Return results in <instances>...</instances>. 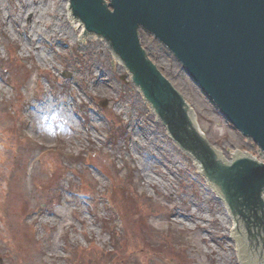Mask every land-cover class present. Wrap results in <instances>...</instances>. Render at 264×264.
<instances>
[{
  "label": "rangeland",
  "instance_id": "374dc122",
  "mask_svg": "<svg viewBox=\"0 0 264 264\" xmlns=\"http://www.w3.org/2000/svg\"><path fill=\"white\" fill-rule=\"evenodd\" d=\"M65 1L0 0L3 264H241L225 203L108 43L74 31ZM34 6L44 7L41 22L27 12ZM142 33L226 160L261 156Z\"/></svg>",
  "mask_w": 264,
  "mask_h": 264
},
{
  "label": "water",
  "instance_id": "95a60500",
  "mask_svg": "<svg viewBox=\"0 0 264 264\" xmlns=\"http://www.w3.org/2000/svg\"><path fill=\"white\" fill-rule=\"evenodd\" d=\"M70 8L85 25L81 37L108 43L170 137L224 199L241 264H264V159L240 150L226 160L141 41L147 32L171 51L264 158V0H70Z\"/></svg>",
  "mask_w": 264,
  "mask_h": 264
},
{
  "label": "bare ground",
  "instance_id": "6f19581e",
  "mask_svg": "<svg viewBox=\"0 0 264 264\" xmlns=\"http://www.w3.org/2000/svg\"><path fill=\"white\" fill-rule=\"evenodd\" d=\"M70 0H66L65 1V5H66V14L68 15V18H69V20H70V22L72 23V27H73V29H74V31L78 34V33H81V32H85V25H84V23H83V21H81V20H76V19H74V18H72V17H70V14H71V11H70ZM24 10V9H23ZM46 10V9H45ZM27 12H29V13H32V14H34L33 15V19H32V23H38V22H41V18L44 16V13H45V11H44V7H42V6H40V7H33V8H31V7H28V11ZM81 35H82V33H81ZM88 37H98L97 35H91L90 34V36H88ZM144 36H143V33H141V41H142V38H143ZM100 38V37H99ZM112 54H113V57H114V60L115 61H117V62H119V63H121L122 64V60H121V58L117 55V54H115L114 52H112ZM159 68V67H158ZM167 77V76H166ZM259 157V159H264L262 156H258ZM198 165V164H197ZM199 167V166H198ZM231 226H232V229L234 230V223L232 222V224H231Z\"/></svg>",
  "mask_w": 264,
  "mask_h": 264
}]
</instances>
